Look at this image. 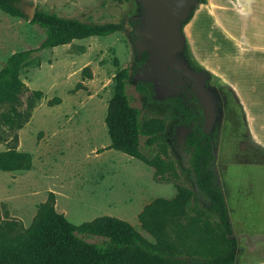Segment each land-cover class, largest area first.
Listing matches in <instances>:
<instances>
[{
	"label": "rangeland",
	"instance_id": "374dc122",
	"mask_svg": "<svg viewBox=\"0 0 264 264\" xmlns=\"http://www.w3.org/2000/svg\"><path fill=\"white\" fill-rule=\"evenodd\" d=\"M20 7L24 17L0 10V68L12 53L37 48L45 38L44 29L30 23L27 11L32 7L85 22H119L129 27L145 15L139 0H22ZM129 30L73 39L35 51L21 67L25 89L12 107H0V114L5 111L11 118V122L0 125V152L15 146L31 155V165L29 169H0V234L4 238L26 229L50 193L56 210L73 224L100 215L115 216L132 224L148 244L155 246V237L142 228L138 214L155 198L172 199L181 188L191 192L185 206L186 218H204L216 229L218 219L197 191L189 168L184 138L190 129L166 101L169 95L157 96L160 86L154 79L135 78L126 92L131 105L140 109L144 125L151 118L165 124L161 140L151 148L144 146L147 137L140 136L142 152L149 157L161 154L173 163V168L157 176L154 168L143 161L108 147L110 138L104 119L115 75L121 68H131L137 60V47ZM174 56L184 70L199 73L185 44ZM201 78L205 89L207 81L211 88L220 85L208 75ZM144 80L148 83L147 96L157 101H146L136 89L135 83ZM35 90L42 92L41 98H35ZM55 96L61 101L49 105L48 100ZM195 232L184 238L185 244L177 239L171 242L176 245V256L188 260L202 256L194 250V240L207 234L204 229Z\"/></svg>",
	"mask_w": 264,
	"mask_h": 264
},
{
	"label": "trees",
	"instance_id": "16d2710c",
	"mask_svg": "<svg viewBox=\"0 0 264 264\" xmlns=\"http://www.w3.org/2000/svg\"><path fill=\"white\" fill-rule=\"evenodd\" d=\"M21 1L0 0V10L11 16L24 17ZM193 12L194 8L182 22V27L192 17ZM133 21L136 19H132ZM30 23L44 29L45 38L37 48L12 53L0 68V107H12L18 94L25 89L20 69L33 52L67 44L73 39L107 36L126 29L124 23L85 22L42 9L34 10ZM142 25L140 20L130 24L132 29L128 33L133 41L135 35H141L139 30ZM133 28L138 29L134 31ZM185 49L188 51L187 44ZM136 52L137 60L133 66L121 68L115 75L114 91L104 119L110 138L108 147L143 161L154 168L155 175L162 176L173 168V163L159 153L152 157L145 155L141 150L140 136L147 137L144 146L151 148L161 140L165 124L160 119L151 118L144 125L140 119V109L131 105L126 92L127 85L135 80L136 70L144 65L148 56L145 50L139 52L138 47ZM86 72L87 69H83V75ZM144 81L136 82V89L145 96L146 101H157L147 96L148 83ZM33 94L37 99L42 96L40 90H35ZM60 101L55 96L48 103L53 105ZM166 101L180 114L182 123L190 129L184 138L189 168L197 191L218 219L216 229L203 217L197 221L186 218L185 206L188 205L191 192L181 188H178L172 199L155 198L138 214L142 228L155 237V246L148 244L132 224L115 216L100 215L73 224L63 213L56 210L53 193H50L48 201L39 206L37 215L26 229L9 238L0 234V264H233L237 241L230 236L232 228L222 189L216 182L213 145L210 134L204 130L203 112L197 105L186 107L178 95L167 98ZM8 122H11V118L4 111L0 114V125ZM16 127L20 128L21 124ZM1 140L3 138L0 137V142ZM30 165L31 155L18 151L15 146L0 152L1 170L29 169ZM182 218H186L184 223H181ZM201 229L207 235L197 236L193 246L202 256L191 260L176 256L173 252L176 249L174 241L177 239L181 245L185 244L184 238L187 235L200 232ZM91 238L96 240L90 241Z\"/></svg>",
	"mask_w": 264,
	"mask_h": 264
},
{
	"label": "crops",
	"instance_id": "0c3cea01",
	"mask_svg": "<svg viewBox=\"0 0 264 264\" xmlns=\"http://www.w3.org/2000/svg\"><path fill=\"white\" fill-rule=\"evenodd\" d=\"M182 35L195 64L220 82L207 133L237 241L233 264H264V0L198 2Z\"/></svg>",
	"mask_w": 264,
	"mask_h": 264
},
{
	"label": "water",
	"instance_id": "95a60500",
	"mask_svg": "<svg viewBox=\"0 0 264 264\" xmlns=\"http://www.w3.org/2000/svg\"><path fill=\"white\" fill-rule=\"evenodd\" d=\"M145 10L141 18V35L146 39L143 47L138 48L139 52L145 50L148 53L147 59L135 78L145 80L154 79L161 83L157 96H168L166 86L169 78L167 73L171 70H183V64L174 54L183 48L184 39L182 35V22L185 21L198 0H139ZM34 8L27 11L28 16H33ZM126 29H132L125 24ZM129 30V31H130ZM202 76H207L200 71ZM202 87L204 85L201 82ZM203 89V88H202ZM201 107L203 108L205 126L212 125V110L207 101L201 96ZM205 130L206 132L210 129ZM232 236V234H231Z\"/></svg>",
	"mask_w": 264,
	"mask_h": 264
},
{
	"label": "flooded vegetation",
	"instance_id": "af4514ba",
	"mask_svg": "<svg viewBox=\"0 0 264 264\" xmlns=\"http://www.w3.org/2000/svg\"><path fill=\"white\" fill-rule=\"evenodd\" d=\"M132 28V27H131ZM134 31L138 28H133ZM141 31V30H139ZM145 38L143 35H135L134 44L136 47L140 48L143 47ZM143 67V64L140 68L136 70V73L140 71ZM199 68V67H198ZM196 68L195 70L199 71L192 72L191 70H171L167 73V76L169 78L168 85L166 86L167 93H169V97L172 98L175 95H178L181 97V100L184 102V105L186 107H193L194 105L200 107V109L203 112V108L201 107V96L202 98L207 101L210 105L214 104L216 99L219 101V95L217 90L208 84L205 87H202L200 83V76L202 75L200 73L201 68ZM159 89L161 88V83L157 81ZM203 88V89H202ZM220 103V102H219ZM216 107H219L217 105ZM204 115V114H203ZM205 126V124L203 125Z\"/></svg>",
	"mask_w": 264,
	"mask_h": 264
}]
</instances>
